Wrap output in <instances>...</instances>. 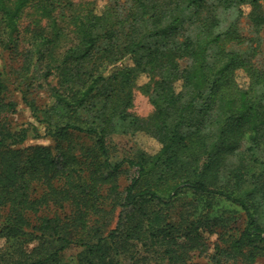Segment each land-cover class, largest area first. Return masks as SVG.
I'll return each mask as SVG.
<instances>
[{
    "label": "trees",
    "instance_id": "obj_1",
    "mask_svg": "<svg viewBox=\"0 0 264 264\" xmlns=\"http://www.w3.org/2000/svg\"><path fill=\"white\" fill-rule=\"evenodd\" d=\"M48 1L50 13L56 0ZM260 1L123 0L127 13L115 20L107 4L101 11L94 5L73 9L78 38L56 66L62 84L49 81L54 71L47 68L38 86L48 102L40 108L23 99L48 136H88L98 157L87 162L68 149L22 148L30 130L11 131L0 120V237L5 245L15 244L18 256L6 252L0 264H124L120 257L147 264V256H135L138 246L158 251L167 264H187L196 251L207 264H253L264 257V64L254 63L264 27ZM30 2L0 0L3 48L18 45L20 19ZM231 9L251 22L254 35L244 36L227 19ZM37 37L32 40L38 47L53 43ZM247 43L253 45L250 54L230 48ZM179 59L188 63L180 68ZM142 74L148 80L138 87L154 107L146 121L129 111ZM7 89L0 70V114L15 108ZM137 132L155 139L159 149L138 150L112 163L109 135ZM31 133L40 136L35 126ZM121 176L128 179L123 189ZM34 182L46 186V199L32 196ZM186 191L205 198L206 210L222 199L243 213L242 228L225 246L215 242L211 254L206 234L216 223L167 219L165 209ZM49 200L68 214L39 218L33 227L41 234H30V215ZM113 211L114 225L103 235ZM35 238L41 243L30 252L16 244ZM48 240L55 243L52 249L46 248ZM72 246L81 247V254L63 261L61 253Z\"/></svg>",
    "mask_w": 264,
    "mask_h": 264
},
{
    "label": "rangeland",
    "instance_id": "obj_2",
    "mask_svg": "<svg viewBox=\"0 0 264 264\" xmlns=\"http://www.w3.org/2000/svg\"><path fill=\"white\" fill-rule=\"evenodd\" d=\"M67 1L73 4L72 7L67 5ZM122 2L123 0H56L54 2L56 8L48 13L47 11L51 10L50 1L31 0L24 9L20 19L18 45L14 47V44H12L10 49L3 48L6 35L3 34L2 25L0 24V70L4 72L8 85L5 96L7 99L15 102L14 111L0 114V120L6 123V128L11 131L17 132L21 128H28L30 130L29 137L24 142L22 148L35 145H47L53 149H59L60 151L68 149L69 153L77 156L79 160L87 159V162L92 158H94L95 161L97 160L96 158L98 156L92 149V139L88 136L70 134L66 138L59 139L48 136L43 125L35 120L23 96L26 100H33L38 107H44L49 97L47 92L38 85L43 82L42 74L47 68H52V71H54L49 81L57 86L62 84L61 71L60 69H56V66L61 65V60L65 51L69 47L76 45L78 38L76 27L72 20L73 9L77 8L76 10L84 11L94 7L96 11H101L105 4H107L108 10H106L111 14L110 18L111 20H115L116 17L122 18L127 13V9L125 6H122ZM260 3L264 12V0H261ZM120 7L123 8L120 9ZM116 12H121L122 16H116ZM226 16L229 21H235L237 23L241 34L247 37L254 35L251 22L246 17L240 16L236 10H229ZM37 34H41L46 38H53V43L48 47H38V44H35L32 40V38H39ZM257 36L260 43L258 46V53L254 57V63L263 65L264 27ZM252 46L253 45L249 43L243 45L231 44L230 48L245 54H250ZM125 63H130V60H125ZM187 63V59L178 60L180 68L184 67ZM147 80L148 77L143 74L138 77L137 85H134L132 89L133 101L132 106L129 108L132 114L139 116L145 121L152 117L154 107L150 102L149 95L143 93L138 85L145 83ZM32 126L37 127L40 136L35 137L31 133ZM107 145L112 163L118 162L124 157L133 156L138 150L153 153L159 149L157 141L144 132H137L135 134L112 133L108 137ZM127 182V177L121 176L118 182L119 189H123ZM33 186L32 196L34 198H47L46 186L42 182H34ZM102 193L105 194L104 191ZM165 212L167 213V219L174 224L181 223L183 218L195 220L199 217L204 223L206 219L210 226L216 223V226H212L211 232L206 234L208 236L206 243L210 244L208 248L209 254L212 253L215 242L225 246L230 239V234L241 229L244 221L243 213L228 202L222 199H216L213 201L212 208L206 210L205 198H203V200L197 199V197L193 196V194L188 191L180 193L175 198L173 205L165 209ZM2 214L6 215L7 213L2 212ZM55 214L66 216V214H68V208L59 206L52 200H49L48 203L42 205L38 213L30 215L29 221L31 225L27 227V232L38 236L40 231L38 232L34 229L33 225L38 223L39 218L53 216ZM115 216L116 213L114 211L108 215L109 219L107 224L102 226L103 235H106L109 229L113 227ZM181 216L183 218H181ZM100 222L101 219H99L98 224H100ZM49 241L50 240L46 242V248L52 249L55 243L51 244ZM40 243L41 240L37 238L29 242H23L22 240L16 242L17 245L21 244L22 248L27 252H30ZM134 243L135 245H140L137 242ZM129 244H132L131 240ZM4 245L5 239L0 237V260L2 258L1 256L7 255L6 252H10V254H13L14 258H16L15 244ZM138 250L135 249V256H147L149 258L147 264H167L165 259L162 261L163 257L158 251L146 250L147 252H144L139 246ZM81 252V247H69L61 253V259L63 261H68L75 258L76 260ZM189 256L191 257L188 259L187 264H207L208 262L207 259L203 257V254H200L198 251L190 252ZM120 262L128 264V260L123 257H120ZM132 262L133 260L130 264H132ZM238 262H233L231 259L229 264H238ZM135 264L140 263L137 262ZM253 264H264V257L256 259Z\"/></svg>",
    "mask_w": 264,
    "mask_h": 264
}]
</instances>
